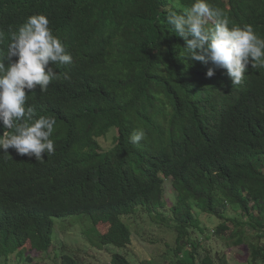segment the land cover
<instances>
[{
    "label": "trees",
    "instance_id": "trees-1",
    "mask_svg": "<svg viewBox=\"0 0 264 264\" xmlns=\"http://www.w3.org/2000/svg\"><path fill=\"white\" fill-rule=\"evenodd\" d=\"M191 2L0 0V49L26 17L42 13L73 57L56 66L47 90L27 94L26 106L56 119L55 152L37 162L0 149L4 264L27 244L48 251L53 218L75 214L90 220V246L108 249L104 264H136L123 250L133 243L125 217L137 212L162 221L174 237L175 260L163 264H229L210 250L197 258L201 241L192 233L204 229L193 206L221 219L213 232L235 245L252 235L246 264H264V65L249 64L233 85L226 70L208 77L210 63L182 58L185 42L166 15ZM210 2L230 23L251 24L264 38V0ZM140 128L146 137L133 145L129 137ZM111 129L113 144L103 150L99 138ZM3 131L10 130L0 124ZM70 254L59 264H84Z\"/></svg>",
    "mask_w": 264,
    "mask_h": 264
},
{
    "label": "clouds",
    "instance_id": "clouds-1",
    "mask_svg": "<svg viewBox=\"0 0 264 264\" xmlns=\"http://www.w3.org/2000/svg\"><path fill=\"white\" fill-rule=\"evenodd\" d=\"M167 23L172 32L184 42L188 62L211 64L206 75L212 77L218 69L226 70L233 85H239L251 64L264 65V38L257 35L251 24H232L220 8L210 0H192L180 10H169ZM42 13L26 17L10 33V42L0 49V124L10 131L0 135V149L9 154L12 148L20 156L34 157L43 162L55 152L51 139L56 125L53 116L38 115L35 108L26 106L28 93L39 86L47 90L57 78L56 66L73 63L61 39L49 27ZM2 36V34H0ZM65 80L70 77L65 74ZM146 137L143 128L129 137L136 145Z\"/></svg>",
    "mask_w": 264,
    "mask_h": 264
},
{
    "label": "rangeland",
    "instance_id": "rangeland-1",
    "mask_svg": "<svg viewBox=\"0 0 264 264\" xmlns=\"http://www.w3.org/2000/svg\"><path fill=\"white\" fill-rule=\"evenodd\" d=\"M115 134L116 131L111 129L105 136L99 138L103 150L112 146ZM165 186V196L168 199V203H170L173 195L169 180H166ZM166 206L168 207L169 204ZM194 210V215L199 219L200 225L204 229L203 232L193 230L192 233L194 240L201 241L197 258L205 250H210L212 254H225L229 264H246L249 255V242L254 241L255 238L247 233L246 237L242 238L243 242L235 245L233 239L217 236L213 232L214 228L221 222V219L200 211L196 206H193ZM233 211H230V213ZM232 215L240 216V213L234 211ZM74 217L76 218L75 221L73 220ZM53 221L55 227L52 246L48 251L36 252L29 249L27 244L23 248L24 253L22 256L16 255L17 251L11 253L7 264H31L34 262L38 264H59V258L63 253H74L80 259V262L84 264H104L108 261L110 258L108 249L95 244V246H90V240H95L94 231L90 229V232L84 233L90 226V220L84 214H75L62 219L53 218ZM125 222L132 231L133 243L123 250V252L127 253V256L134 263L141 264L145 260L148 263L163 264V259H165V263L175 260L172 250L174 247V237L171 236L169 229L162 221H155L154 218L137 212L129 217H125ZM98 227L101 231L105 229L102 224ZM117 251L122 252L119 249ZM26 256L32 262H28L25 259ZM0 264H4V258L0 259Z\"/></svg>",
    "mask_w": 264,
    "mask_h": 264
}]
</instances>
